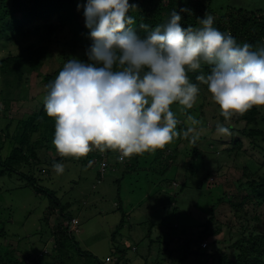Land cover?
<instances>
[{"label":"rangeland","instance_id":"obj_1","mask_svg":"<svg viewBox=\"0 0 264 264\" xmlns=\"http://www.w3.org/2000/svg\"><path fill=\"white\" fill-rule=\"evenodd\" d=\"M207 1H210L213 10L220 12L228 6L264 8V0ZM77 3L84 4L86 0H77ZM79 10L82 12L80 21L85 24L84 10ZM53 22L60 24L57 17L53 18ZM74 24L67 22L64 27L60 26L54 33H50L47 25L40 23L38 28L32 26L29 32H17L14 37L7 38L5 35L0 38V60L10 53L19 54L26 48L40 45L49 48L44 65L33 72L25 68L27 78L19 82L15 76H11L10 86L6 87L3 80L7 76L0 68V89L6 87V91H11L8 96L15 98L11 108L6 111V117L0 116V138L4 141H0V145H3L0 155L3 159L11 153V136L16 132L19 121L32 112H38L45 102L49 89L45 87L44 75L63 67L69 60H66L67 57L79 59L86 55L84 45L89 38L88 28L81 32L78 47H70ZM203 92L192 109H185L178 102L170 106L179 121L176 130L180 135L164 149L145 152L139 155L138 161L130 159V166L134 163L136 166L128 167L127 162L117 161L115 156H111L109 167L101 177V157L96 153L98 149L94 148L79 159L63 157L58 164H63L64 172L57 173L53 165L47 163L50 158L52 160L60 156L53 146L38 149L40 160L34 163L24 161L22 166L18 165L16 172L9 171L0 175V220L5 221L6 233V238L0 237V240L16 246L19 256L23 255L22 248H32L36 254L44 250L50 253L54 248L48 224L43 219L50 197L44 192H36L34 187L28 185L21 176L20 171H23L34 174L40 179L38 183L56 191L58 199L77 220L73 235L78 244L93 255H79L68 244L71 254L65 253V249L62 252L65 264H96L95 258L110 261L120 255V250L125 253V264H178L182 256L179 247L185 237L181 231L185 229L190 232L201 227L209 218L212 205L224 196L225 190L237 192V179L245 163L254 160V168L260 166V171H264V155L253 149L247 138L243 139L246 152H240L234 159H225L224 153L220 152L221 145L213 133L209 135L212 124H207V118L201 115V104L205 100V110L215 109L209 91L205 89ZM4 107L5 103L0 99V110ZM259 108L262 116L264 106ZM189 115L201 123L193 125L187 119ZM262 127L264 130V125ZM184 133H188L187 136ZM195 134L209 137H199L197 145L202 151L194 157L189 167L193 149L191 137ZM258 143L264 146V139L260 138ZM218 162L223 167L217 165ZM246 208L247 214L242 211L236 213L225 199L217 205L215 214L222 224V233L215 243L207 240L208 250L220 248L236 252L230 246L239 237L244 218L250 221V226L256 223L259 230L264 229V217L256 221L251 218L256 210L249 204ZM262 213L264 215V209ZM123 218L124 225L116 233ZM58 220L59 216L55 215L50 224L54 225ZM172 238L174 241L169 243ZM48 257L50 255H46ZM193 259L191 256L181 264H194Z\"/></svg>","mask_w":264,"mask_h":264},{"label":"clouds","instance_id":"obj_2","mask_svg":"<svg viewBox=\"0 0 264 264\" xmlns=\"http://www.w3.org/2000/svg\"><path fill=\"white\" fill-rule=\"evenodd\" d=\"M80 8L90 30L88 62L69 59L45 86L44 107L55 120L53 144L61 157L79 159L95 148L118 151L123 160L164 149L180 135L170 106L178 102L192 109L197 103L199 88L188 72L202 65L210 66V74L197 80L207 85L225 120L264 106V44L241 46L213 27V16L198 17L199 28L182 27L180 13L187 10H173L154 29L141 22L147 33L142 37L129 15L137 5L129 0H86ZM187 119L201 123L191 115ZM216 130L232 134L220 123ZM53 167L64 172L63 164Z\"/></svg>","mask_w":264,"mask_h":264},{"label":"trees","instance_id":"obj_3","mask_svg":"<svg viewBox=\"0 0 264 264\" xmlns=\"http://www.w3.org/2000/svg\"><path fill=\"white\" fill-rule=\"evenodd\" d=\"M129 4L137 5V10L130 12L129 15L136 18V24L133 27L136 28L142 37L146 36L147 33L139 28L141 22L148 24L151 30L157 25L166 23L170 19L173 10L180 12V9H186L187 11L180 13L182 16L180 21L182 27L192 26L193 28H199L201 25L199 24L198 17L204 18L207 15H211L214 17L213 27L223 33H230L241 46L244 43H248L255 48L257 45L264 44V8L247 9L228 6L224 11L220 12L213 10L210 1L207 0H129ZM77 5V0H0V38L5 35H7V38L14 37L17 32H29L32 26L38 28L40 23L47 25L48 31L54 33L58 27H64L67 22H73L75 24L72 30L70 47L71 49H75L78 47V41L81 39V32L83 29H86L85 24L80 21V13L82 12L77 9ZM54 17L60 20V24H54ZM90 44L91 40L88 38L87 43L84 45L85 52ZM48 55L49 48L40 45L36 48L23 49L19 54L10 53L1 59L0 68L4 75L7 76L3 80L6 87L12 84L11 76H15L18 82L27 78L25 76V68L31 72L37 70L41 65H44V58ZM68 59L70 58L67 57L66 60ZM79 59L82 62H88L86 55ZM62 68L60 66L54 72L44 75L43 79L47 85L55 80ZM201 74L205 76L210 74V66L202 65L200 70L188 72L190 83L197 85L199 88L198 96L203 95V91L207 89V85L197 80V76ZM5 89H0V99L5 103V107L0 110V116L2 115L3 117H6V111L11 108L15 99L13 96H8L11 94V91H6ZM44 103L38 112H32L27 118L19 121L16 132L11 136L13 141L11 153L4 159L0 155V175H4L9 171L16 172L24 161L30 160L34 163L40 160L38 149L54 146L55 120L47 115ZM213 103L215 104V109L207 111L205 110L207 102L206 100L203 101V104H201V115L207 118H205L207 124L208 122L212 124V130H210L211 133L209 135L211 136L213 133L216 141L222 147L221 151H219L224 153L225 159L230 157L234 159L240 152L247 151V149H243L244 138L249 139V144L253 149H257L264 155V146L258 143L260 138L264 139L262 127L264 125V114L261 116L259 106H253L242 116L234 115L229 120H225L220 114L221 109L219 105L215 102ZM217 123L229 127L232 133L231 136L218 134L216 130ZM9 127L8 124L7 128ZM193 136L198 137L195 143L192 140ZM193 136L191 137L193 149L191 151L189 167L192 166L194 157L202 151L197 145L199 137H209L208 135L201 136L200 134ZM0 141H2L1 143L4 142L1 138ZM2 149L3 145L1 144L0 152ZM132 158L138 161L139 155L130 157L126 166H130V159ZM50 159L47 160V163L54 165L60 163L63 157L56 156V158ZM218 163L217 165H221V162ZM253 163L254 160H251L243 165L242 174L237 179V192L231 193L225 190L224 196L212 205L210 216L201 227L190 232H187L185 229L181 231L182 234H185V237L182 241V246L179 247L182 250V256L178 264L186 261L191 256L194 258V264H264V229L262 231L259 230L256 223L250 226V221L246 218L242 219L244 222L241 225L239 237L230 246L236 252L231 253L220 248L212 251L208 250V245L206 247L202 246V243L208 239L212 243L217 242L222 233V224L216 219L215 212L217 205L221 204L224 199L230 203L231 208L236 213L242 211L247 214L248 210L246 207L249 204L256 210V212H251V218L261 221L262 217H264L262 213L264 209V171H260V166L254 168ZM257 163L255 161L256 165ZM133 166H136L135 163L130 167ZM20 173L27 181V184L34 187L36 192H44L50 197V202L45 210L43 219L48 224L54 248L50 253L47 250V252L43 251L37 254L34 253L32 248H22L23 255L19 256L16 252V246H12L11 242L0 240V264H65L62 252L65 249V253H70L67 247L68 244L79 255L93 256L89 251L83 250L78 244L73 235L74 230L70 228L74 217L58 199L56 191L50 190L38 183L40 179L34 174L23 171H20ZM177 186L180 188L179 184ZM257 209H260V212H257ZM55 215L59 216L60 220L52 225L50 222ZM124 221L123 218L117 227L116 233L123 227ZM4 222L0 220V237L2 238H6ZM172 241H174V238L169 243ZM17 243L19 244L20 241ZM207 243L209 244L208 241ZM46 255H50V257L46 258ZM124 255V251L120 250V255L115 259L112 258L110 261L95 258L96 264H125L123 260Z\"/></svg>","mask_w":264,"mask_h":264},{"label":"built area","instance_id":"obj_4","mask_svg":"<svg viewBox=\"0 0 264 264\" xmlns=\"http://www.w3.org/2000/svg\"><path fill=\"white\" fill-rule=\"evenodd\" d=\"M96 153H97V155H99V157H101V164H100L101 177H103V175L105 174L106 170L109 167V159H110L111 156H115V159L117 161L124 162V163H126L129 160V158H124L123 160H121L120 159L121 154L118 151H114V150H111V149H106L103 153L98 150ZM76 223H77V220H75V219H73L71 221L70 228L72 230L76 229L75 228ZM207 245H208L207 241H204L202 243L203 247H206ZM44 252H47V250H44Z\"/></svg>","mask_w":264,"mask_h":264}]
</instances>
